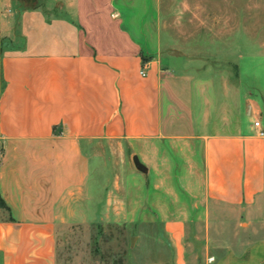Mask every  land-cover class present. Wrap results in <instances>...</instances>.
<instances>
[{
  "label": "crops",
  "instance_id": "obj_1",
  "mask_svg": "<svg viewBox=\"0 0 264 264\" xmlns=\"http://www.w3.org/2000/svg\"><path fill=\"white\" fill-rule=\"evenodd\" d=\"M146 7L0 0V264H58L60 225L102 220L156 228L140 264H264L258 88Z\"/></svg>",
  "mask_w": 264,
  "mask_h": 264
},
{
  "label": "rangeland",
  "instance_id": "obj_2",
  "mask_svg": "<svg viewBox=\"0 0 264 264\" xmlns=\"http://www.w3.org/2000/svg\"><path fill=\"white\" fill-rule=\"evenodd\" d=\"M142 1L150 10L147 24L151 31L161 28L171 42L170 51L185 53L194 47L210 54L212 70L223 65L238 70L242 88L257 86L253 91L259 93L264 107V0ZM162 56L168 59L167 53ZM175 63L182 65L184 60L179 58ZM97 159L93 160L94 169ZM104 170L99 184L110 173V169ZM257 225V236L263 237V220ZM155 231L149 223L138 227L124 221L64 222L58 231V264H140L145 253L154 248L144 233Z\"/></svg>",
  "mask_w": 264,
  "mask_h": 264
},
{
  "label": "water",
  "instance_id": "obj_3",
  "mask_svg": "<svg viewBox=\"0 0 264 264\" xmlns=\"http://www.w3.org/2000/svg\"><path fill=\"white\" fill-rule=\"evenodd\" d=\"M134 162H135L138 169H140L142 171H146L145 164L143 162H141L140 158L137 155L134 156Z\"/></svg>",
  "mask_w": 264,
  "mask_h": 264
},
{
  "label": "built area",
  "instance_id": "obj_4",
  "mask_svg": "<svg viewBox=\"0 0 264 264\" xmlns=\"http://www.w3.org/2000/svg\"><path fill=\"white\" fill-rule=\"evenodd\" d=\"M142 73H143V74H146L145 70H142ZM255 125H256V126H261V121H260V119H256V120H255ZM260 134H261V135H264V129H260Z\"/></svg>",
  "mask_w": 264,
  "mask_h": 264
}]
</instances>
